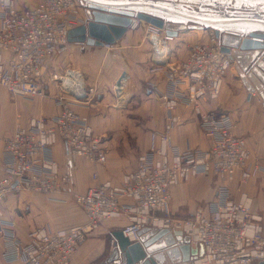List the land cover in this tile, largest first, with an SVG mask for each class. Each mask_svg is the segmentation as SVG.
<instances>
[{
    "label": "built area",
    "instance_id": "2783aa9c",
    "mask_svg": "<svg viewBox=\"0 0 264 264\" xmlns=\"http://www.w3.org/2000/svg\"><path fill=\"white\" fill-rule=\"evenodd\" d=\"M79 22L77 0H39L21 10L15 8L14 0H0V86L12 97L23 99L52 95L59 106L54 118L30 119L26 127H16L4 140L0 203L12 191L22 189L46 196L71 195L86 217L81 225L52 231L35 229L29 232L26 243L4 223L0 235L5 240L7 262L71 264L78 248L104 221L122 216L127 224L121 232L130 242L138 239L143 226L171 233L180 230L191 246L203 249L190 264L264 262V220L253 211L246 193L235 201L224 199L197 208L185 219L169 211L171 188L192 177L212 175L231 181L237 176L243 184L264 174V161L252 158L245 139L233 133L230 118L200 111L198 106L202 99L219 96L225 74L233 66L213 32L205 42L192 44L184 60L165 70L167 87L158 97L167 122L159 147L141 154L135 168L119 184L105 182L84 193L72 191L71 177L60 171L52 157L51 149L57 141L73 157L89 163L100 164L106 158L101 138L94 135L88 119L71 108L92 88L85 86L79 71L67 68L59 73L48 66L57 50L68 44L67 32ZM141 24L134 19L129 29ZM145 25L146 36L156 37L157 44L166 50L164 32ZM165 53L153 49V59L159 60ZM180 103L192 106L197 113L199 127L208 139L206 150L169 147V133L178 122L175 110ZM122 198L132 203H122ZM114 243L110 239L111 248Z\"/></svg>",
    "mask_w": 264,
    "mask_h": 264
},
{
    "label": "crops",
    "instance_id": "0c3cea01",
    "mask_svg": "<svg viewBox=\"0 0 264 264\" xmlns=\"http://www.w3.org/2000/svg\"><path fill=\"white\" fill-rule=\"evenodd\" d=\"M38 1L14 0V6L21 10ZM147 1L173 7L190 5L189 9L198 11L197 2L216 9L222 5L220 2L223 0ZM77 2L79 25H82L86 21L87 2ZM263 5L258 4L257 7ZM245 6L240 4L239 10L237 7L233 10L264 14L257 9L248 10ZM145 26L143 23L137 29H128L120 40L110 46L68 43L55 53L59 57L53 62L56 68L54 71L61 73L67 68L79 71L85 86L92 88V92L83 101L72 103L71 108L88 119L94 135L101 138L106 153L103 163L92 164L73 157L60 141L52 147L53 159L60 171L71 177L72 191L76 193H84L88 188L105 182L119 184L122 177L135 168L141 154L159 147L160 136L164 133L167 122L166 110L158 97L167 87L165 70L184 60L192 44L205 42L213 32L212 29L180 31L176 37L167 41L164 57L157 60L153 59V47L146 36ZM122 73L126 74V79L116 92V82ZM49 92L54 93L52 87H49ZM198 106L203 112L213 111L219 115H227L234 124L233 133L245 139L252 158L264 161L262 102L257 95H249L233 66L225 74L219 96L216 99H202ZM58 112L59 106L52 95L23 99L12 97L0 86V115L1 118L9 116L8 124L0 126V177L4 168V140L11 132L16 127H26L30 119H51ZM175 114L179 119L169 133V147H175L179 151L206 150L208 139L199 127V118L193 107L180 103ZM243 192L252 200L253 211L263 217V173L242 185L237 176L231 181L212 175L192 177L171 188L169 211L179 219H183L181 216L188 218L197 208H205L224 199L238 200ZM121 202L132 203L128 198H122ZM0 221V231L1 226L7 223L11 225L9 227L14 235L26 243L29 232L35 229L52 231L81 225L86 222V217L71 195L46 196L22 189L12 191L0 203ZM126 224L125 216L104 221L100 229L78 248L71 264L103 263L111 251L112 233L121 231ZM4 252L5 240L0 235V264H20L7 262Z\"/></svg>",
    "mask_w": 264,
    "mask_h": 264
},
{
    "label": "water",
    "instance_id": "95a60500",
    "mask_svg": "<svg viewBox=\"0 0 264 264\" xmlns=\"http://www.w3.org/2000/svg\"><path fill=\"white\" fill-rule=\"evenodd\" d=\"M84 1L87 2L86 21L67 32L68 43L99 47L113 45L122 38L134 19L161 29L167 41L186 29H212L221 51L233 61L242 85L250 96L259 97L264 109V14L236 11L243 4L248 10L264 12L263 4L257 7L261 4L259 0H220L222 5L216 9L197 2L198 11L189 9L190 5L173 7L147 0ZM235 7L237 9L233 10ZM149 42L157 53H164L156 37H151ZM125 79L126 74L122 73L116 87H120ZM137 235L138 239L130 242L121 231H114L115 243L100 264H190L203 254L202 247L192 248L180 230L171 233L167 229L143 226Z\"/></svg>",
    "mask_w": 264,
    "mask_h": 264
},
{
    "label": "rangeland",
    "instance_id": "374dc122",
    "mask_svg": "<svg viewBox=\"0 0 264 264\" xmlns=\"http://www.w3.org/2000/svg\"><path fill=\"white\" fill-rule=\"evenodd\" d=\"M239 10V9H238ZM58 52V51H57ZM58 54V53H57ZM57 54H55L50 60H49V62H48V66H49V69L50 70H52V71H54L56 68L53 66V62H56L57 60H58V57L59 56H57ZM55 68V69H54ZM0 126H4V125H6V124H8V122H9V116H7V117H2L1 118V115H0ZM240 185H242V184H240ZM243 190H244V187H243ZM183 219L184 218H187V216H181ZM263 220H264V216H263Z\"/></svg>",
    "mask_w": 264,
    "mask_h": 264
},
{
    "label": "snow or ice",
    "instance_id": "6c2138e0",
    "mask_svg": "<svg viewBox=\"0 0 264 264\" xmlns=\"http://www.w3.org/2000/svg\"><path fill=\"white\" fill-rule=\"evenodd\" d=\"M259 3L264 4V0H259Z\"/></svg>",
    "mask_w": 264,
    "mask_h": 264
},
{
    "label": "bare ground",
    "instance_id": "6f19581e",
    "mask_svg": "<svg viewBox=\"0 0 264 264\" xmlns=\"http://www.w3.org/2000/svg\"><path fill=\"white\" fill-rule=\"evenodd\" d=\"M164 52H166V50H165ZM167 55H168V54H167Z\"/></svg>",
    "mask_w": 264,
    "mask_h": 264
}]
</instances>
